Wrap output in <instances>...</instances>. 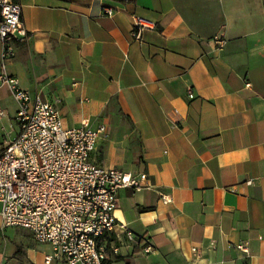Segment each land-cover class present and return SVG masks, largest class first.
Returning <instances> with one entry per match:
<instances>
[{
	"label": "crops",
	"instance_id": "1",
	"mask_svg": "<svg viewBox=\"0 0 264 264\" xmlns=\"http://www.w3.org/2000/svg\"><path fill=\"white\" fill-rule=\"evenodd\" d=\"M17 1L27 35L9 75L65 126L107 127L93 163L153 184L121 188L115 214L155 249L121 237L109 264H264V0ZM133 14L156 24L140 40ZM18 108L0 83V154ZM6 228L0 210V264H62Z\"/></svg>",
	"mask_w": 264,
	"mask_h": 264
},
{
	"label": "built area",
	"instance_id": "2",
	"mask_svg": "<svg viewBox=\"0 0 264 264\" xmlns=\"http://www.w3.org/2000/svg\"><path fill=\"white\" fill-rule=\"evenodd\" d=\"M104 13L113 14L111 8H104ZM155 26L154 21L133 14L132 36L140 40L145 30ZM26 35L21 3L0 0V83L9 87L19 105V134L0 154L3 227L31 230L37 242L49 244L52 254L46 256V263L109 264L121 254V237L152 252L150 238L135 234L115 214L121 188L153 187L148 173L93 163L91 153L107 127L92 128L87 120L77 127L65 126L53 102L32 94L9 75L8 63L16 55L14 40ZM213 41L219 48L226 43L220 36ZM189 96L194 97V92ZM238 248L249 252L247 243Z\"/></svg>",
	"mask_w": 264,
	"mask_h": 264
},
{
	"label": "rangeland",
	"instance_id": "3",
	"mask_svg": "<svg viewBox=\"0 0 264 264\" xmlns=\"http://www.w3.org/2000/svg\"><path fill=\"white\" fill-rule=\"evenodd\" d=\"M0 210H1V205H0ZM15 233L17 235H22V237L27 241H30V238L33 237V236H29L30 234L33 235L32 231L25 228L10 227L3 230V235L7 234L8 236H11L12 234ZM44 246H45L44 244L34 241L35 249L41 250L42 248H44Z\"/></svg>",
	"mask_w": 264,
	"mask_h": 264
}]
</instances>
